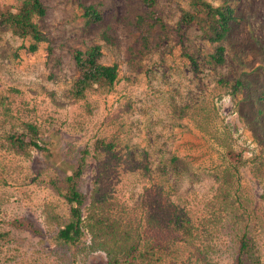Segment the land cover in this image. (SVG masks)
I'll return each instance as SVG.
<instances>
[{
  "label": "rangeland",
  "instance_id": "rangeland-1",
  "mask_svg": "<svg viewBox=\"0 0 264 264\" xmlns=\"http://www.w3.org/2000/svg\"><path fill=\"white\" fill-rule=\"evenodd\" d=\"M23 1L0 0V264H109L86 226L59 239L76 172L84 219L153 250L131 264H237L244 235L264 264V0H205L228 12L218 41L183 20L193 0H41L40 42L3 17ZM93 45L118 79L78 97Z\"/></svg>",
  "mask_w": 264,
  "mask_h": 264
},
{
  "label": "trees",
  "instance_id": "trees-1",
  "mask_svg": "<svg viewBox=\"0 0 264 264\" xmlns=\"http://www.w3.org/2000/svg\"><path fill=\"white\" fill-rule=\"evenodd\" d=\"M149 5H153V0H143ZM196 5L195 12H187L184 15L183 20L185 22H192L193 20L203 18L200 22H204V30L206 27L209 32H213L214 36L209 37L213 40H220L222 36L228 31V12L223 7H214L205 0H193ZM46 12V9L41 0H24L17 12L8 11L3 13L5 21L10 22L15 32L23 37L30 35L36 42L42 41L45 36L42 30L39 28L37 22L34 21L35 16H42ZM85 15L91 16L94 19H100V13L88 6L85 8ZM32 49L36 48L33 44ZM223 46L218 47L217 53L213 54V58L217 62H223L224 57L222 51ZM101 55L100 45H93L86 49V51L77 50L75 52L76 64L80 69V76L76 81L75 87L76 96H83L86 91L98 86L112 87L118 79V65L104 64L99 61ZM78 172L67 177V181L70 183L69 189L65 194L67 201L71 205V220L63 227L59 232V239L66 242H77L84 235V226L88 228L92 235V239L95 245L106 251L109 264H131L138 256L146 257L149 252H153L151 248H146L137 255V249L139 247L138 242L133 241L131 243V236L129 231L117 224L111 222L107 216L101 212H97L98 207L93 204L92 210L84 219L82 206L85 204V196L79 191L74 184ZM96 200V199H95ZM95 202V201H94ZM97 212V213H96ZM179 229H183L186 234L190 235L191 231L187 225H184L178 221V225H175L176 232ZM249 249V242L247 235H244L241 240V246L239 249V256L237 264H243V258L241 254Z\"/></svg>",
  "mask_w": 264,
  "mask_h": 264
}]
</instances>
